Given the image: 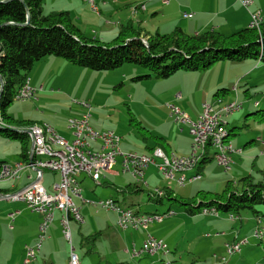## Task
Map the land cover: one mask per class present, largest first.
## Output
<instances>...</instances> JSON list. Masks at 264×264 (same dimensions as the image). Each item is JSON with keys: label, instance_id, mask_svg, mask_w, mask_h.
I'll list each match as a JSON object with an SVG mask.
<instances>
[{"label": "rangeland", "instance_id": "rangeland-1", "mask_svg": "<svg viewBox=\"0 0 264 264\" xmlns=\"http://www.w3.org/2000/svg\"><path fill=\"white\" fill-rule=\"evenodd\" d=\"M47 8L49 7L46 6L44 8L45 13L50 12ZM262 8L264 10V5H262ZM104 16L105 15H103L102 20H105ZM148 18L149 21L154 20L155 22H161L164 19V17H160V15L154 19H151L149 16ZM108 20L112 22L111 17H108ZM126 20L127 18L123 15L121 21L125 22ZM179 22H181V25H179ZM219 22H223V20L219 19ZM227 22L229 25L227 24L220 31L225 35L245 27H236L240 25V21L235 20L233 17H229ZM194 23H197L195 18L183 19L180 15L179 17L173 18L171 26L175 27L179 25L184 32L192 34L196 31H188L189 29H187L186 26ZM88 24H90V22ZM169 25L170 24H167L162 27V34L170 32V29L165 31ZM112 26L113 24L107 25L104 28L93 23V25L88 26V29L91 30V35L96 38H98L96 34L106 29L103 35L105 37L102 38V36L101 39L102 42L107 43L111 42L115 37L110 36L112 30H108V27ZM173 28H171V30ZM126 67H134L143 71L142 68L127 63L114 71L121 72ZM47 69L49 73L47 78L54 82L53 89L47 87L45 92H38L36 98L29 100L27 103H24V101H13L8 112L13 108L21 112L29 109H31L30 111L33 113L39 111L43 113L42 120L58 129H62L63 125L67 123L69 119L90 112V126L95 130H113L116 135L120 137L119 146L123 152H148L146 148L150 146L153 141L144 140V137L151 138V135H156V132H161L163 134L172 135L174 142L175 138H177L178 145L180 144L184 148L183 154H190L191 145L189 148V144L191 143V138L188 136V129L184 127L185 131L180 134L175 126V122L168 116L167 112L166 105L168 103L166 100L177 92L181 93V97L183 94V99L182 101L174 100L173 102H176L180 108L186 110L188 114L200 109L201 104L205 100L212 101L214 92L221 88L229 90V92H226L223 99L224 101L236 99L237 102L242 104L241 109L225 117L228 129L232 127H242L238 130V133L229 138V140L232 142L235 149H243L241 154L232 155L233 159L230 170L227 172L218 164L212 154L214 149H211L210 153L212 158L205 163L201 171V179L192 183H187L183 187H180L175 180H167L160 176L154 164H151L149 169V172H153L151 183H148L149 189L137 183L129 174L115 176L110 172L106 174L107 183L100 180V184L97 185L92 180H88L82 185L80 184L83 198L96 202L108 198H113L115 200L117 197L119 201H122L123 197L116 191L117 189L115 186L124 187L129 183H135L140 186L142 188L140 191L129 194L125 193V199L122 202L128 205L131 204V207L138 208L142 212H152L156 209L159 213H164L168 209H171L176 213V217H183L187 221L186 224H180L171 229L168 233L169 238L173 240L176 239L175 243H181L179 250L176 251L174 249L175 243L167 244L164 239L160 238L169 247L170 254L164 259L163 263L159 262V264H166L168 262L170 264H199L198 262H193V258H197L196 256L193 257V253L199 250L201 245L200 243L189 240L197 232L196 227L193 226L192 223H203L206 219L204 217L205 215L202 216L203 219L198 218L196 220H191L193 219L191 217L199 216L201 213L190 216L176 201L168 202L164 200L162 204H158L150 199L148 190L154 191L156 188L162 189L164 186H167L172 188L181 200L190 202L199 190L221 193L228 180H232L238 188H240L239 180L247 175H251L252 179L255 181L264 182V173H262L264 171V155L260 154L263 147L259 144L261 138L264 140V123H259L249 116L245 117L246 114L256 110H264V64L253 59L241 61L221 60L213 63L205 71L179 70L172 76L164 79L154 78L152 76L150 79L133 81L131 79L132 77H130L122 80L121 83V80L118 78L115 79L114 83L111 84L109 88L106 87L105 78L99 82V79L96 77H90L84 73L74 74L65 70H60V72L57 73L55 66H47ZM78 69L87 71L88 68L81 67ZM52 71L54 76L51 75ZM145 73L146 72H144V74ZM141 74L143 73L134 76ZM235 84L238 86L237 98L235 93L231 90ZM246 89H248L249 93H244ZM82 103H85L86 106L81 105ZM26 104H31V106H26ZM33 109L35 111H33ZM59 133L62 134V136L69 137V131H60ZM253 140L254 142L252 143L251 141ZM21 151V143L18 140L0 136V161L7 163L18 162L20 160ZM157 162H159L158 159ZM113 169H119V165L114 166ZM25 172L28 171H22L21 175H26ZM48 174V172L44 171V177L40 180L41 184L46 188H49V183L55 179L48 176ZM31 175L34 177V172H31ZM148 178L149 175H147L145 179L148 180ZM16 183L17 181L4 180L0 181V186H5L4 188L10 190L9 193H11V190L14 191L18 189V187L16 185V188L12 189V187L10 188V184ZM1 195L2 194H0V196ZM73 201L80 209H83L81 214L84 217V223L81 224L74 220L70 221L71 233L75 232L77 235V240L74 239L73 245L76 247L80 264H98L99 262L100 264H105L103 259L106 257L111 259L113 257V252H116V247H113L111 240L109 241L108 233L100 238L98 237L97 244H95V253L89 252V250L94 247L93 243H82L80 239L81 235H93L99 230L101 224L106 223L108 225L110 220L113 222L117 216L116 213L112 210H106L99 205L98 207H93L84 204L78 196L73 197ZM13 205H15V201L1 199L0 213L13 208ZM255 208L260 211V214L264 218V204H258ZM220 213L222 217L227 218L228 213ZM245 215L254 220V214L251 211L243 210L239 214L240 218ZM237 223L240 224V220H238ZM90 224H94L96 229L92 231H90V229L88 232L85 228H89ZM249 228L250 227L245 225L243 232H249ZM215 232L217 231L205 232L201 235V239L212 241L215 238L222 237H214ZM207 234H210V236H206ZM247 235L249 244H247L245 250L243 249L241 255H237L236 258L240 259L239 257L247 253L244 261L245 264H264V233L261 241L253 239L251 233ZM223 256L226 257L225 253ZM129 263L132 264L133 262Z\"/></svg>", "mask_w": 264, "mask_h": 264}, {"label": "crops", "instance_id": "crops-1", "mask_svg": "<svg viewBox=\"0 0 264 264\" xmlns=\"http://www.w3.org/2000/svg\"><path fill=\"white\" fill-rule=\"evenodd\" d=\"M95 2L97 6V11H94L91 8L87 0H42L43 12L46 6L49 7L47 8L49 9V11H52V10L67 11L70 14L75 25L82 31V33L85 36L90 37V38H92L93 36L91 35V32H90L91 30L88 29V26L93 25V23H96L97 25L102 26L104 28L107 25L113 24L112 27H108V30L109 31L112 30V32L110 33V36L116 37L120 26L123 24H126L127 22L133 23L134 27H137V26L142 27L143 32L149 33V34L155 33V32L162 34L163 33L161 32L162 27L164 25L170 24L166 28L165 31H168L170 29V32H171L174 28L180 27L179 25H181V22H179V25H176L175 27L173 26L174 28L171 26L173 22V18L179 17L180 15L183 19H193V18L196 19L197 23L189 24V26H186V28L189 29L188 31H196L195 33H192V34H196L201 31H207V30L208 31L209 30L221 31L223 27H225L228 24L227 21L229 17H233L235 20L240 21V25L236 27L245 26L243 28H246L248 27V24L250 22V12L255 9L261 10V14L264 19V13H263L264 10L262 8V5H264V0H252V4L249 7H245L241 3V0H95ZM140 5H144V8H140ZM184 13H192V16L184 17L183 16ZM103 15H105L104 16L105 20H102ZM123 15H125V17L127 18L125 22L121 21ZM158 15H160V17H164V19L161 22H155L154 20H150L151 21L150 22L148 20L149 19L148 16L151 19H154L158 17ZM108 17H111L112 22L108 20ZM219 19H222L223 22H219ZM89 22L90 24H88ZM171 28L173 29L171 30ZM105 30L106 29L101 30L99 34H96V36L100 38L101 41H102L101 37L106 32ZM104 37L105 36H103L102 38ZM124 65L125 64H123L122 67ZM47 66H55L57 73H59L60 70L69 71L74 74L84 73L90 77H94V78L96 77L97 79H99V82H101V80L105 78V83H106L107 88H109L110 85L114 83L115 79L119 78V80H121V83H122V80L124 79H128L140 73L144 74L145 72L144 70L142 71L141 69H137L134 67H126L121 72L114 71L115 69L106 70V71H95V70L87 69V71H84V70L82 71V69H78L81 67H77V65H73L62 58L51 56V55L45 56L41 60L34 63V65L32 66L27 76V78H29L30 85L37 89L35 98L38 92L43 93L45 92V89H47V87H51V89H53L54 87V82L50 81L47 78L49 74ZM107 72H111V73H107ZM51 75L54 76L53 71L51 72ZM39 87H41V89H39ZM237 95H238V92H236V98H237ZM224 97L225 95H223V97L221 96L215 97L213 94L212 101L205 100L201 104L200 109H198L197 111H193L191 114H188L186 110L180 108V106L176 102H173L174 100L182 101L183 99V94L181 97V93L177 92L175 95H172L166 100L168 103L166 105L168 116L172 118L170 116V110H169L168 105L174 104L178 106L180 109H182L184 112H186L189 115L191 120H197L201 114L202 105L205 102H214V100H217V99H220L221 101L226 102L223 100ZM29 100L31 99L25 100L24 103H27ZM229 101H234V100H229ZM27 105L31 106V104H26V106ZM83 106H86V104ZM30 110L31 109L21 112L20 110H16L13 108L8 113L12 115L13 117H16L20 120L33 121L34 123H45L51 126L50 123H47L46 121L42 120L43 113L39 111H35L34 109L33 111H35L36 113H33ZM78 117H73V118H78ZM90 117H91V114H90ZM175 126L178 132H180V134H182L185 131L184 127H186V129H188V136L191 138V143H192V136L189 133V128H190L189 124L175 122ZM53 128L61 136L62 134L59 133L60 131L61 132L69 131V129L67 128V123L63 125L62 129H58L56 127H53ZM96 131H105V130H96ZM156 136L162 137L165 141L164 142L165 145L163 147L156 145V147L154 146L155 148L157 147L162 148L164 152L166 153L173 151L179 155H185L183 154L184 148L180 144L178 145L177 138H175V142H174V138L172 135L170 134L168 135L166 133L163 134L161 132H156ZM65 138H68V139L70 138V131H69V137H65ZM119 142H120V137H119ZM191 143L189 144V148H190ZM154 144L155 143L152 142L150 146H147L146 149L148 152L146 153H139L136 151H128V152H136L139 154H150L151 153L150 147H152ZM259 144L263 147L262 150H264V140L262 138L259 141ZM260 154L264 155L262 151H260ZM119 161H120V158H117L116 165H119ZM8 164H13V163H8ZM113 167L109 171L112 175L119 176L120 174H123V173L118 172L119 169H113ZM149 169H150V166L146 169L145 174H144V179L146 178L147 175H149L148 180L145 179V181L147 182V186L145 187L147 188H148V183L149 182L151 183V178L153 175V172H149ZM25 170L28 171V172H25L26 175L22 176L20 174V177L17 180V183L14 184L15 187L12 189H15L17 185L18 189L16 190L18 191L22 190V188H24V186L28 183V175L32 176L31 172H34L35 174L34 177L32 176L33 177L32 181L36 179L35 171L28 170V169H24L23 171ZM195 171L196 170L190 171L188 175L192 174ZM46 172L49 173L48 176L55 178L51 181V183L54 181H58L60 179V176L58 173H54L51 171H46ZM106 174H105V177L101 179L104 183L107 180ZM43 177H44V173H43ZM76 178H77L78 183L81 185L88 180L89 181L92 180L90 177H88L87 175L83 173L78 174ZM194 181H197V180H194ZM51 183H49L48 187L51 185ZM11 186L12 184H10V188ZM4 187L5 186L3 187L0 186V189L6 190V192L2 191L0 192V194L10 192V190L9 192H7V189ZM164 187H167V186H164ZM115 188L117 189L116 191L122 195L123 197L122 201H124L125 199L124 195L125 193H128V192L126 191L123 192L124 187H121V186H115ZM12 191L13 190H11V192ZM148 191H149L148 193L149 197H151L153 190H148ZM80 195L81 197L79 196L78 197L81 199L82 203L93 206L91 204L93 200H88V199L83 198L82 188L80 190ZM1 199H5V198L0 196V200ZM115 200L122 207L132 206L130 204L129 205L124 204V202L119 201L118 197L115 198ZM131 208L140 214L158 213V210L156 209L152 212H142L138 208H133V207ZM82 211L83 209H80V213ZM10 214H12V217L10 216ZM200 215L191 217L193 218L191 220H196L198 218L203 219L202 216H204V214L201 213ZM220 216L212 217V216L205 215L204 217L206 219L203 221V223H198V222L192 223V225L196 227L197 232L189 241L200 243L201 245L200 249L196 250V252L193 253L194 255L193 257L195 256L197 257L196 259L193 258V262L195 261V262H198L199 264H245L244 261L247 256V253H245V255L242 254L243 256L239 257L240 259L236 257L237 255L238 256L241 255V253L243 252V249L244 250L246 249L247 244L242 247V250L240 253H237L232 256L226 255L224 247L226 243L232 242L233 240L237 238L247 237L248 239L247 234L249 233L252 234L253 230L258 225L256 216L254 215V220H252L247 215L241 218L240 216H236L235 220H230L228 217L224 218ZM60 219H61V212L56 211L53 215L52 221L48 224L46 228L45 236L41 242V246L37 253L36 259L29 264H69L70 246H69L67 239L63 235L62 226L60 224ZM262 219L264 220V218ZM71 220L73 219L69 220V224ZM83 220H84V217H83ZM238 220H240V224L237 223ZM40 221H41V215L39 213L32 212L31 210H29L23 201H15V205H13V208L7 209L6 212L2 211L0 213V264H15L23 259L26 248L29 246H33L38 240V224ZM115 221H116V218L114 219L113 222L110 220L108 222L109 223L108 225L106 223L101 224L99 226V230H97L92 236V238L94 239L88 238L87 241L84 240V238L89 237L92 234L81 235V239H80L82 243H93L94 247L90 249L89 252L95 253V247H96L95 244H97L98 239L104 236L106 233H108L109 241L111 240L113 247L114 246L116 247V252H113V257L111 259L107 257L103 259L105 264H131L129 262H133L132 264H159V262L163 263L164 259L170 254V251L168 253L159 251L154 254H143L140 257L133 258L131 257L128 250L131 249L133 245L136 248H139L143 240L147 236V234H151L155 238L157 237V239L162 238L167 242V244H173L175 243L176 239L173 240L168 237L169 231L173 229L174 227L179 226L180 224H186L187 222L183 217H176V215H173V216L164 218L160 222L149 223L147 227L139 229V230H133V229L122 230L115 224ZM82 223H84V221ZM245 225L250 227L249 232H243ZM73 229L75 230L74 226H73ZM85 229L89 232L90 229H91L90 231L96 229V226L94 224H90L89 228L86 227ZM70 231H71V227H70ZM210 231H217L214 233V237H219V236H222V237L215 238L212 241H206V240L201 239L202 238L201 235L203 233L205 232L208 233ZM206 236H210V234H207ZM252 238L255 239L253 236ZM71 239H72V244H74V239L77 240V235L75 234V232L71 233ZM248 244H249V239H248ZM174 245H175L174 249L176 251L179 250V248L181 247V243H175ZM224 253L226 257L223 256ZM213 254H216L217 258H214ZM220 257H224V261H220L219 260ZM126 260H128L129 262ZM135 261H138V262H135ZM98 264H100V262Z\"/></svg>", "mask_w": 264, "mask_h": 264}, {"label": "trees", "instance_id": "trees-1", "mask_svg": "<svg viewBox=\"0 0 264 264\" xmlns=\"http://www.w3.org/2000/svg\"><path fill=\"white\" fill-rule=\"evenodd\" d=\"M50 55L95 71L114 70L126 63L145 70V74L132 77L133 81L152 76L164 79L179 70L205 71L221 60L253 59L264 64V21L258 29L246 27L228 35L216 30L188 34L180 27L165 34H149L144 33L142 27L127 22L120 26L113 41L105 43L96 37L85 36L67 11L44 13L42 0H0V136L21 143L20 160L24 162L29 161L30 140L21 128L34 122L13 117L8 109L16 101L14 96L34 63ZM227 91L218 89L214 96L223 97ZM247 92L248 89L244 93ZM248 116L264 123L262 109L245 115ZM241 128H229L227 138L235 136ZM146 139L155 143L150 147L151 151L156 145H165L160 136L151 135V138L144 137ZM210 151L207 146L196 167L201 177L205 163L212 158ZM5 163L0 161V170ZM239 185L240 188L228 180L221 193L199 190L190 202L181 200L173 189L163 187L162 197L151 195L150 199L158 204L164 200L176 201L189 215L201 213L205 207H215L222 213L235 216L249 210L256 218H263L255 207L264 204V182L247 175L239 180ZM141 189L137 184L129 183L123 192L135 193ZM2 191L6 192L0 189Z\"/></svg>", "mask_w": 264, "mask_h": 264}, {"label": "built area", "instance_id": "built-area-1", "mask_svg": "<svg viewBox=\"0 0 264 264\" xmlns=\"http://www.w3.org/2000/svg\"><path fill=\"white\" fill-rule=\"evenodd\" d=\"M87 1L91 8L97 11L95 0ZM241 3L245 7H249L252 4V0H241ZM183 16L191 17L192 13H184ZM261 16L260 9L251 11L248 25ZM237 88V84L232 87L235 95ZM36 91L37 89L30 85L29 78H26L18 89L15 100L35 99ZM82 104L85 105L84 103ZM168 107L174 122L189 124V133L192 136L190 154L179 155L172 151L170 161H162V158L154 150L151 151V156H144V154L136 152H123L119 147V136L114 131H96L90 126L89 112L78 118L68 120L69 139L59 135L48 124L46 125L48 126L49 139H39L36 132L29 133L32 135L33 144V151L29 153V156L39 157V164H34L33 170L36 173V179L32 181L33 177L28 175V183L22 190L3 193L1 197L10 201H23L29 210L41 215V221L38 224L37 242L33 246L27 247L23 259L15 264H29L36 259L46 228L52 221L56 211L61 212L60 224L63 235L70 246L69 264H80L79 256L75 246L72 244L69 224L70 219L77 223L84 221L80 213V207L73 201V197H81V187L76 178L80 173L87 175L98 185L100 180L105 177L106 172H109L117 164V158H120L118 172L131 175L137 183L143 186H147V182L144 179L145 171L151 164H154L162 177L167 180H175L180 187H183L187 183L201 179V175L197 171L190 175L188 173L196 170V160L202 159L207 146L210 147V150L214 149L212 154L224 171L230 170L232 163L231 152H238V148L235 149L232 142L227 141V152H219V136H221L223 127L227 126L225 117L237 111L238 108H242V104L235 99L230 101L229 107L225 110H216V108H210L208 102H205L197 120H191L186 112L174 104H169ZM157 159L159 162H157ZM15 168L24 170V161L16 162ZM5 170L3 174H5ZM44 171L58 173L60 179L52 182L49 188H46L40 182ZM13 178H15V170ZM152 196L162 197L160 189L156 188L152 191ZM91 204L95 207L99 205L106 210L116 212V224L122 230H139L147 227L149 223L160 222L164 218L175 215V212L171 209L166 211L165 216L140 214L130 207H122L113 198L98 202L92 201ZM201 213L212 217L221 215L220 211L215 207H205L201 209ZM10 216L12 217V214ZM227 217L230 220L236 219L233 213H228ZM256 219L258 225L253 230V237L264 233V220L262 218ZM246 244H248L247 237L237 238L225 244V253L227 256L235 255ZM159 251L164 253L169 251L168 246L162 239H157L151 234H147L139 248L133 245L128 250L133 258L140 257L143 254H154ZM213 257L217 258V255L213 254ZM220 261H224V258H220Z\"/></svg>", "mask_w": 264, "mask_h": 264}, {"label": "bare ground", "instance_id": "bare-ground-1", "mask_svg": "<svg viewBox=\"0 0 264 264\" xmlns=\"http://www.w3.org/2000/svg\"><path fill=\"white\" fill-rule=\"evenodd\" d=\"M140 8H144V5H140ZM264 21L263 17H258L257 20H254V22H252L250 25H248L249 28H259L261 23ZM232 90V89H231ZM16 98V94L14 96V99ZM230 101H219V99L214 100V102H208V106L210 108H216V110H225L227 107H229ZM241 108H238V110ZM1 122V121H0ZM22 130H24V132L27 134L31 146H30V150L29 153L33 151V144H32V135L29 133H33L36 132L37 133V137L39 139H49V131H48V126L45 123H33L30 124L24 128H21ZM228 128L227 126L223 127V131L221 132V136H219V142H218V151L219 152H227V141H230L228 138ZM161 158L162 161H170L171 160V156H172V151L169 153L164 152V150L162 148H154L153 149ZM242 153V148H238V152H231V159H232V155L233 154H241ZM144 156H151L150 154H144ZM204 156V155H203ZM201 159H197L196 160V167L199 163ZM34 164H39V157L38 156H29V161L28 162H24V169H28V170H34ZM5 166H6V170H5ZM5 170V174H3ZM15 170V178H13V173ZM23 171L22 168H15V163L13 164H8L5 163L2 165L1 170H0V181H4V180H12V181H17L20 177L21 172ZM12 188L15 187L14 184H12L11 186ZM160 195L163 196L164 192L162 189H160ZM144 215H150V216H165V213H153V214H144ZM263 235H255L254 238L256 240H260L262 239ZM169 251H165V253H168ZM241 252V250H239V253Z\"/></svg>", "mask_w": 264, "mask_h": 264}]
</instances>
